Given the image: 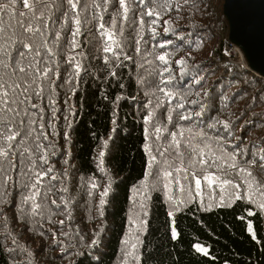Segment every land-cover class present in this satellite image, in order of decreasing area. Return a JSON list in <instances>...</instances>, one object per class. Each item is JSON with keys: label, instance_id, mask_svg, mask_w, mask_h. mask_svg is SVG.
Segmentation results:
<instances>
[{"label": "trees", "instance_id": "trees-1", "mask_svg": "<svg viewBox=\"0 0 264 264\" xmlns=\"http://www.w3.org/2000/svg\"><path fill=\"white\" fill-rule=\"evenodd\" d=\"M191 2L163 15L153 34L147 23L152 17L144 18L140 31L143 9L135 0H130L128 20L118 15L119 2L112 0L102 14L120 44L113 45L119 59L103 51L100 21L93 18L99 10L91 7L81 14L79 46L74 50L75 25L71 19L65 22L66 3L57 11L61 0L44 11V19L33 21L43 36L18 32L34 45L47 37L54 55L40 65L52 72L43 82V95L32 100L43 110L47 139L41 135L43 147L37 148L35 134L29 137L17 156L9 157L16 169L5 165L12 179L5 184L0 174V264H264V172L244 163L258 151L253 144L264 146V77L225 56L230 41L223 0H196V9ZM14 11H26L19 0ZM18 18L0 13L5 26H15ZM165 20L171 25L167 32ZM56 33L61 36L58 42ZM164 52L169 53L168 65L155 59ZM27 55L24 66L32 61V54ZM70 57L75 58L71 63ZM181 59L184 63L178 64ZM164 67L169 68L165 77L171 79L166 86L160 85L159 76ZM158 85L172 93L171 103ZM150 113L154 115L146 122ZM40 123L37 118L38 130ZM156 127H167L159 139ZM180 130L185 137L206 133L217 155L237 152V168L208 169L232 185L209 187L202 180L197 190L191 177L177 184L173 171V177L164 178V170L172 169L157 149ZM45 154L47 163L40 159ZM153 156L157 163H152ZM168 160L179 164L171 149ZM241 168H249L254 178ZM33 171L47 173L38 185L36 203L41 207L35 214L32 202H24L35 182Z\"/></svg>", "mask_w": 264, "mask_h": 264}, {"label": "snow or ice", "instance_id": "snow-or-ice-1", "mask_svg": "<svg viewBox=\"0 0 264 264\" xmlns=\"http://www.w3.org/2000/svg\"><path fill=\"white\" fill-rule=\"evenodd\" d=\"M18 0H10L7 4H0V13L8 12L13 17H19L15 20V26L9 23L7 26L4 25L2 20H0V174L3 175L4 183L7 184L10 179V176L7 175V167L5 165H10L11 168L16 169V163L13 160H9L10 155L12 157L17 156V149L23 143H25L29 137H34V143L37 148L43 147L39 143V137L44 135V138L47 139V136L44 134V115L42 114V109L39 106L32 102L34 96H42L45 90L44 81L48 80L49 74L52 72L51 67H40L42 64H47V58L53 56L54 53L49 47V41L47 37H44L42 42L39 45H34L32 42H27L25 39L21 38L20 34L27 33L30 35L40 34L43 36L38 25H34L33 21H40L44 19V11L50 10L53 5L56 4V0H19L22 3L23 8L26 11H14V6L17 4ZM120 12L118 15L121 16L122 20L129 19L130 12V0H118ZM136 3L143 9L139 17L140 31L143 30V27L146 23L145 17H152L153 19L150 22H147L149 29L155 34V27L159 21L163 18V15H166L172 11L179 12L185 5L189 4L190 0H183V3H180L179 0H135ZM66 3L68 5V11L63 13L65 22L71 19L75 25L74 30L72 31V48L73 50L79 46L78 37L81 34V14L87 8L91 7L98 9L97 13L93 14V18L100 21L97 31L100 35L105 38V46L103 51L105 53H112L119 59V55L114 51L113 45L116 48H120V44L115 39V32L106 28V21H104L103 12H107V6L112 3V0H102V3L105 7L101 9V0H61L60 6L57 7V11L60 10L62 4ZM154 5V6H150ZM191 7L193 9L197 8L196 0H192ZM69 12L73 15L69 16ZM31 13V15H29ZM51 19V16L49 17ZM84 22H87L86 20ZM165 32L170 30L171 25L167 20L164 21ZM47 27V25H45ZM112 27H116V17L112 19ZM123 29L121 28V32ZM61 36L60 33H56L55 41L58 42ZM142 39V37H141ZM137 45L140 44V40L136 41ZM159 47H166L165 44L159 45ZM41 48L44 49V54L41 52ZM23 49V50H21ZM140 49L137 48V53ZM28 53L32 54V61L28 63L27 66H24L23 61L28 59ZM150 55V53H149ZM169 53L164 52L155 57L162 65H168ZM75 58L70 57L69 63H71ZM125 59H131V57L125 56ZM107 62V57L105 58ZM54 62V61H53ZM145 63L152 64V61L145 60ZM178 64L184 63L183 59L177 61ZM143 67V65H141ZM76 75L79 76L81 71V65L77 62L74 65ZM153 72L155 69L152 70ZM169 72L168 67H164L159 71L160 85H168L171 83L170 78L165 77V73ZM152 74V73H149ZM39 82V83H38ZM53 83H55L53 81ZM158 91L164 93L165 97L169 98V103H171L172 93L166 90V87L157 86ZM54 103V101H53ZM163 104H158L157 107H162ZM183 107V104L179 105ZM39 113V115H37ZM154 113H150L149 117H146V122L150 121ZM200 114L197 113V116ZM37 118L41 121L39 125V130L34 127L36 124ZM171 115H169L168 120L171 122ZM182 120H190L191 116H182ZM223 123L224 127L227 129L228 124ZM210 128L215 127L214 124L209 125ZM190 131V130H189ZM164 132H167V127L161 128L156 127L155 133L157 139L163 135ZM200 137V139H197ZM183 138V139H181ZM211 138L207 136L206 133H196L190 134L188 137H185L183 130L172 132L171 139L168 142L167 146L161 145L158 148L159 155L165 157L163 163L168 165L172 171L167 169L164 170L163 176L166 180L173 177V171L177 173L174 177L175 182L180 184L181 179L188 180L189 177L194 181L195 187L197 190L201 188L202 180L211 187L213 184L221 185H232L233 182L228 179H221L219 175H216L213 172L208 171V169L215 167L218 172H222L225 167L227 168H237L236 155L237 152L229 153L227 156L217 155L216 151L212 148L211 144L208 142ZM259 141L256 144H253V148L258 147V151L252 153L251 160H245L244 163L249 167H257L261 172H264V146H259ZM170 149L173 150L175 159L179 160V164L175 163L173 160L169 163L168 154H170ZM183 149H186L185 152ZM248 149H245L244 152L247 153ZM23 152H31V149L24 148ZM23 155V153H19ZM103 156V153H101ZM40 159L47 163V156L42 155ZM230 161V162H229ZM220 162V163H218ZM152 163H157L155 156L152 157ZM35 161H33V166ZM32 171L33 169H29ZM51 169H48L50 172ZM240 172L246 173L248 177H253V173L249 168H241ZM183 173L181 177L179 174ZM27 175V174H25ZM35 176V182L31 183L30 191L31 195L24 198V202H32V211L33 214L36 213L37 209L41 207L40 204L36 203L37 196L40 195V188L38 185L42 184L44 177L47 175L46 172L42 171H33ZM254 178V177H253ZM55 179V177H53ZM171 181L169 180V183ZM29 187V185H25ZM237 189L239 185H234ZM248 188H252V184H248ZM105 195H107V190H105ZM251 193H249V196ZM236 199H240L239 195H236ZM104 201L101 200V204ZM223 203V198L221 200ZM55 204V201H53ZM261 208H264V203L260 205ZM171 215V213H170ZM248 215H253L252 212H249ZM63 224V221H60ZM248 231L252 232V225L249 223ZM173 238H175L176 233L173 229L172 232ZM95 244L96 241H93ZM196 250L202 253L207 254L205 248L196 245Z\"/></svg>", "mask_w": 264, "mask_h": 264}, {"label": "water", "instance_id": "water-1", "mask_svg": "<svg viewBox=\"0 0 264 264\" xmlns=\"http://www.w3.org/2000/svg\"><path fill=\"white\" fill-rule=\"evenodd\" d=\"M228 40L243 52L247 69L264 77V0H223Z\"/></svg>", "mask_w": 264, "mask_h": 264}, {"label": "built area", "instance_id": "built-area-1", "mask_svg": "<svg viewBox=\"0 0 264 264\" xmlns=\"http://www.w3.org/2000/svg\"><path fill=\"white\" fill-rule=\"evenodd\" d=\"M224 54L231 63L243 65L247 68L248 64L246 62L245 56L237 45L230 42L225 48Z\"/></svg>", "mask_w": 264, "mask_h": 264}, {"label": "rangeland", "instance_id": "rangeland-1", "mask_svg": "<svg viewBox=\"0 0 264 264\" xmlns=\"http://www.w3.org/2000/svg\"><path fill=\"white\" fill-rule=\"evenodd\" d=\"M245 67V66H244ZM247 69V68H246Z\"/></svg>", "mask_w": 264, "mask_h": 264}]
</instances>
